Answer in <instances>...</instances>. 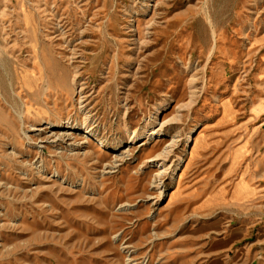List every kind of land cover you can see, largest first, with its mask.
<instances>
[{
	"label": "rangeland",
	"instance_id": "374dc122",
	"mask_svg": "<svg viewBox=\"0 0 264 264\" xmlns=\"http://www.w3.org/2000/svg\"><path fill=\"white\" fill-rule=\"evenodd\" d=\"M0 58L30 136L0 134V264H264V0H0Z\"/></svg>",
	"mask_w": 264,
	"mask_h": 264
},
{
	"label": "bare ground",
	"instance_id": "6f19581e",
	"mask_svg": "<svg viewBox=\"0 0 264 264\" xmlns=\"http://www.w3.org/2000/svg\"><path fill=\"white\" fill-rule=\"evenodd\" d=\"M214 37H215V33ZM33 50L36 52H38L39 54V59H38V54H35V65L36 67V72L35 71H31L29 69H22V70H16V79H18V82L20 84L21 89H23L25 92L29 93V94H34V95H38L39 93H43L44 95L46 93L49 92V89L52 87V80H51V76H50V71L54 72L56 71V60L55 58L49 54L46 53L45 51H43V49H37L36 45H33ZM6 61L5 58L2 59L0 58V65L2 66V68L4 69V71L6 72V74L9 75V68L6 65ZM78 69H73V74L72 72H70V76H67L66 79H59L58 80V84L60 85H64L69 83L72 87V89H78V94H79V103H82L81 99L83 97L82 93H83V83L79 82L78 79ZM190 82V100L187 103V105L192 104L195 101V97H196V92H197V88L195 86L194 83V78L191 77L189 79ZM9 86L11 87V91H8V93L5 92L4 88H3V83L2 81H0V130L3 131V133L0 131L1 135H4L5 137H8L9 131H15L16 134L19 133H23L25 137L30 139V136L28 134V132L25 130V125L27 124L26 122V118H25V104H26V100L23 99L22 97V91H17L15 89V85L13 80L10 79L9 81ZM19 100H21V103L19 102ZM24 106V107H22ZM85 109V108H84ZM82 109V110H84ZM11 111H13V114L11 113ZM83 133L86 135V137L88 138L89 136L92 135V129H91V123H90V116L88 114V111H83ZM165 123V122H164ZM163 122L161 123V126L164 124ZM17 124L19 125V128H17ZM68 125H70V123H67ZM50 125H55V123L51 120V121H47L46 122V126L48 127ZM44 127V128H45ZM65 126L63 124L60 125V123L58 124V129H63ZM40 129H43L40 128ZM126 132L128 133V137L130 142L132 143L136 138L139 137V133H137L136 131H130L129 129L126 130ZM61 133V132H59ZM71 134V133H69ZM68 134V135H69ZM56 138H59L61 140H63V135L60 134H56ZM193 145L191 147L190 153H189V160L192 158V156L194 155L195 152V148L198 145V139L194 138L193 139ZM88 141V139L86 140ZM1 142V141H0ZM55 144H60V142L58 140H54L53 141ZM102 143V142H101ZM175 143V140L171 141V145L168 144L166 147L163 148V150L156 155V159L157 160H161L160 165H159V173L161 172H167V170L169 168H171L172 163L167 164V161L170 159V156L172 154L173 151V145ZM57 146V145H56ZM15 147H13L11 149V153H15ZM189 160L186 161V163L179 169V171L177 172V180L178 182L180 181L185 168L187 167ZM42 168V167H38ZM157 187H159V184H157ZM247 187L246 184L244 183H239L235 189V196L241 197L244 196L245 191ZM175 195V192L172 191L169 195V200L173 198V196Z\"/></svg>",
	"mask_w": 264,
	"mask_h": 264
}]
</instances>
